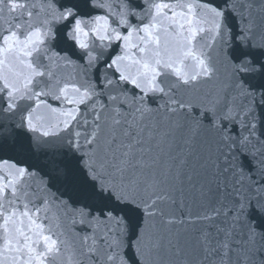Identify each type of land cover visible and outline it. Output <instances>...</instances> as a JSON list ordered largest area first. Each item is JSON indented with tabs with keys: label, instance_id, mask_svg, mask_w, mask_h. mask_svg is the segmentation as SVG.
Here are the masks:
<instances>
[{
	"label": "water",
	"instance_id": "water-1",
	"mask_svg": "<svg viewBox=\"0 0 264 264\" xmlns=\"http://www.w3.org/2000/svg\"><path fill=\"white\" fill-rule=\"evenodd\" d=\"M0 264H264V0H0Z\"/></svg>",
	"mask_w": 264,
	"mask_h": 264
}]
</instances>
